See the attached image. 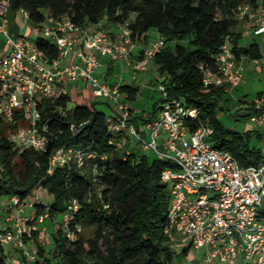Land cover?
Instances as JSON below:
<instances>
[{"label": "built area", "instance_id": "2783aa9c", "mask_svg": "<svg viewBox=\"0 0 264 264\" xmlns=\"http://www.w3.org/2000/svg\"><path fill=\"white\" fill-rule=\"evenodd\" d=\"M8 8L7 0L0 2V36L9 50L0 53V121L11 128L8 141L18 149L45 151L49 138L45 124L42 130L38 127L39 106L42 101L54 102L67 96L68 87L81 81L94 98L110 108L104 123L113 136L108 141L111 147L123 151L130 135L140 149L153 152L166 163L160 181L169 193L164 235L170 251L179 255L180 246L184 247L182 254L190 247L203 251L205 264H264V145L257 165L240 166L228 152L214 148L210 139L213 128L200 120L199 110L178 99L166 100L161 84L157 90L164 102L153 118H141V133L131 122L134 113L120 90V81L109 83L103 78L100 59L119 62L133 72L144 70L162 49L163 40L149 43L142 58L133 60L129 55L133 41L126 27L112 36L99 27H81L65 15L48 17L40 33L57 51V56L50 59L34 42L20 34H10ZM232 11L242 37L264 38L261 0L241 3ZM18 13L24 21L29 20L26 11L20 9ZM253 62H261L264 70V51ZM198 69L204 87H222L230 93L242 83V61L235 60L228 42L220 47L212 67L199 65ZM253 103L260 109L264 96ZM249 122L264 130V111L251 113ZM130 151L125 150L126 154ZM97 158L105 157L70 146L55 148L49 155L47 174L70 164L83 170L87 162ZM37 192L24 201L16 195L2 199L5 216L0 229V258L5 264H23L11 258L6 247L32 262L36 253L31 243H42L43 236L49 234L46 226H41L48 213L36 212L35 205L43 203ZM77 212L76 200L70 199L59 221L69 241L81 231L79 226L69 229Z\"/></svg>", "mask_w": 264, "mask_h": 264}, {"label": "trees", "instance_id": "16d2710c", "mask_svg": "<svg viewBox=\"0 0 264 264\" xmlns=\"http://www.w3.org/2000/svg\"><path fill=\"white\" fill-rule=\"evenodd\" d=\"M7 1L11 11H26L39 31L48 17L64 15L84 28H102L98 26L102 21L119 29L126 27L133 44L146 41L148 31L154 29L164 45L152 62L165 76L160 84L165 87L166 100L178 99L198 109L200 120L213 128L210 139L215 149L228 152L242 167L258 164L260 148L251 142V131L240 133L221 125L217 115L224 110L226 92L222 87H204L198 66L212 67L225 42L231 45L237 62L241 57L252 61L261 58L258 43L243 44L247 36L239 32L232 11L241 3L255 4L259 0ZM33 42L50 59L57 56L53 44L41 35ZM120 90L132 100L138 87L121 86ZM262 96L264 93H258L256 99ZM69 100L67 95L54 102L42 101L39 106L38 127L42 130L45 124V135L51 140L45 151L15 148L7 139L10 126L0 121V198L16 195L24 201L34 192L45 190L51 202L35 205L36 212L46 211L55 223L70 199L78 204V212L69 223L70 230L81 228L76 239L69 241L58 222L50 233L51 257L40 249L32 262L23 264H174L175 255L164 235L169 193L160 173L166 163L157 158L150 161L135 150L126 154L127 145L123 151H116L108 144L113 137L105 128L108 114L95 104H77L67 110ZM253 101L245 109L248 115L264 111V105L256 109ZM162 102L160 99L154 104L151 118ZM61 110L67 111L62 114ZM254 133L258 141L261 134L257 130ZM63 146L94 151L105 158L87 162L89 176L87 164L83 170L70 164L48 175L51 151ZM0 264H5L2 258Z\"/></svg>", "mask_w": 264, "mask_h": 264}, {"label": "rangeland", "instance_id": "374dc122", "mask_svg": "<svg viewBox=\"0 0 264 264\" xmlns=\"http://www.w3.org/2000/svg\"><path fill=\"white\" fill-rule=\"evenodd\" d=\"M102 24L104 25V27L102 25H101V27L104 30L109 31V25L106 24L105 21H102ZM155 39H156V31L154 29H150L147 33L148 44L150 42L154 41ZM247 39H248V41H255L256 43L261 45L260 43H261L262 38L248 37ZM139 43L141 44V46H142V44H144V42H139ZM262 50L264 51V48H262ZM247 66L252 71L251 72L247 71V73L244 76L242 85L233 89V95L232 96H234V98H237L236 101L232 98L227 99V101L222 100V105L224 107V110L222 111V113H219L217 115V117L220 120L221 125L224 128H227L231 131H236V132H240V133H244L245 131H248V130L251 131V133H252L251 142L254 143V145H256V146L261 147L264 144V130L260 131L261 132L260 134L262 137L260 138L259 141H257V139H255V136H254L255 135L254 132L257 129L255 126H253L249 122V115L247 114V111L245 109L247 108V106L249 104L248 101H252V100L256 99V95L259 92L264 93L263 85L259 81L260 79H257L256 82H253L255 77L261 78L262 76H261V74H256V72L258 71L259 65L257 66L258 68L255 71H253L254 65L252 64V62H250V63L247 62ZM115 73L118 76H120L119 78H121L122 80L132 81L131 80L132 79L131 74L127 75L126 72H123L121 70H118ZM134 73H135V76H134L135 80L133 81L132 84H133V86L138 87V92H137L134 99L125 100V101L129 105L130 109H132L133 112L136 114V119L133 120V122H132L134 127L137 130L139 129V132L142 133L143 132V124H142V121L140 120V116L141 115H143V116L149 115L150 114L149 112H151L154 104L158 103L159 100L163 98V95L157 90V87L165 79V76L159 74V72L156 69V66L153 64L152 61L146 66V68L144 70L135 71ZM260 90H262V91H260ZM83 91H84L83 94L80 95V97H78L79 99L77 97H75V95L72 98H70V100L66 106L67 110L73 108L77 104H82V105H86V106H91L92 104H95L96 108L105 111L107 114L110 113V108L106 104H103L97 98H94L91 95V93L87 92L85 89H83ZM244 94H246V95H244ZM242 95H244V96H242ZM248 95H251V96H248ZM66 111L61 110L60 112L62 114H64ZM127 140L130 143V144H128L129 149H133L136 152H138L139 154L148 157V159L150 161L157 158L153 152H149V151L140 149L139 144L137 143V140L135 137L128 135ZM88 168H89V164H87V166L85 167L87 175L89 176V175H91V171ZM37 194L40 197V199L42 200L43 204H49V202H51V197L48 196L45 191H42L41 194L39 191V192H37ZM2 199L3 198H0V202ZM2 211L4 212V209ZM4 216H5V214L0 212V229H2L4 227V225H3ZM60 220H61V215H59L55 219V221L57 223ZM57 223L54 222V219L52 221H50L49 219L45 220L43 225L48 228L47 232L49 234H47V236H43L44 241L42 243L41 242L38 243L37 241L31 243V245L34 248L36 255H37L38 251L41 249L45 256L51 257L52 244L49 240L50 239V233L53 231V227H55V228L57 227ZM43 225H41V226H43ZM50 227H52L51 230H50ZM83 234L88 235L87 232H85V233L83 232ZM6 248H7V251H9V252L11 251L8 247H6ZM183 248L184 247H182V246L177 247V251H178L179 255L174 256V258H173L174 264H205L203 262V251H196L195 249L190 247L186 250L185 254H182L181 249H183ZM12 252H13L12 255L13 254L19 255V260H21L23 263L24 260L20 257L19 252H17L16 250H13ZM9 256H11V252L9 253Z\"/></svg>", "mask_w": 264, "mask_h": 264}, {"label": "crops", "instance_id": "0c3cea01", "mask_svg": "<svg viewBox=\"0 0 264 264\" xmlns=\"http://www.w3.org/2000/svg\"><path fill=\"white\" fill-rule=\"evenodd\" d=\"M1 1H6V0H0V2ZM6 21H7L8 30H9L10 34H12V35L20 34V35L26 37L27 39H29L32 42L35 40V38L37 36H40L41 35V33L38 30L37 26H35L34 24H32L29 20L28 21H24L23 18H22V15L19 14L17 11L16 12H13V11H11L8 8L7 13H6ZM106 24H108V23H106ZM101 25L104 27V25L102 24V22L98 24V26H101ZM108 25H109V31L108 30L107 31L105 30V31L108 32V33H110V34L115 35L117 33L118 29H119V26H117V25H111V24H108ZM248 37L249 36H247V37H245L243 39L244 40L243 41V44L244 45H247V43L249 42L248 39H247ZM158 38H159V36H158V34L156 32V39L154 41H156ZM154 41H152V42H154ZM260 44H261L260 46H261V50H262L263 44H264V38H262ZM147 45H148V41L147 40L144 41V44H142V46H141L140 43H134L133 46L130 49V54H131L132 59L133 60H137L138 57L140 56V51L143 50ZM8 51L9 50H8L7 45L5 44L4 38L2 36H0V53L8 52ZM241 59H242L241 61H242V65H243V79H244V76L247 73V71L248 72H251L252 71L247 66V62H249V63L252 62V64L254 65L253 66V71H255L258 68L257 66L259 65V68H258V71L256 72V74H261V76H262L261 78L255 77V79L253 80V82H256L257 79H260L259 81L262 83L263 88H264V70H263V64L261 62L255 64L252 60H248L245 57H241ZM64 62H66V60ZM100 62H101V68L103 69V71H101V72H102V74L104 73L103 74V76H104L103 78L106 79L109 83H116V82L120 81L121 86H133L132 83L135 80V78H134L135 73L130 68H128L127 66H125V65H123V64H121L119 62H113V61H109L107 59H100ZM118 70H121L123 72H126L127 75L128 74H131L132 75V79H131L132 81L122 80L121 78H119L120 76H118L115 73ZM243 79H242V83H243ZM242 83L240 85H242ZM81 87L83 89H85L87 92H89L83 82H81V81L75 82L74 84H72V85H70L68 87V97H69V99L72 98L74 95L77 98L80 97V95H82L83 92H84ZM260 91H262V90H260ZM259 93H261V92H259ZM232 95H233V90L230 93H226V96L225 97L227 99L232 98V99H234L236 101L237 98H234V96H232ZM244 95H246V94H244ZM244 95H242V96H244ZM248 96H251V95H248ZM125 100H127V99H125ZM248 102H250V101H248ZM248 106H249V104H248ZM128 107H129V105H128ZM130 110L133 112L132 109H130ZM151 112H152V110H151ZM151 112H149L150 113L149 115H151ZM142 117H143V115L140 116V120H141ZM135 119H136V114L134 113V116L132 117V119H131L132 121L131 122H133V120H135ZM256 129L259 132L261 131L258 128H256ZM261 137L262 136L260 135L258 141L260 140ZM125 144L127 145L126 148L129 149L128 144H130V143L128 142L127 139H126V143ZM130 150H133V149H130ZM42 191H45V190H40V194L42 193ZM2 208H3V201L1 200V202H0V212H2L4 214L5 212L2 211L4 208L3 209ZM43 224H41V225H43ZM51 229H52V227H50V230ZM47 230H48V228H47ZM10 252H11V256L14 259H16V260L18 259L19 260V255H16V254L15 255L14 254L12 255L13 252L12 251H10Z\"/></svg>", "mask_w": 264, "mask_h": 264}, {"label": "water", "instance_id": "95a60500", "mask_svg": "<svg viewBox=\"0 0 264 264\" xmlns=\"http://www.w3.org/2000/svg\"><path fill=\"white\" fill-rule=\"evenodd\" d=\"M50 143H51V140L48 139V142H47V145H46V149L45 150H48Z\"/></svg>", "mask_w": 264, "mask_h": 264}]
</instances>
